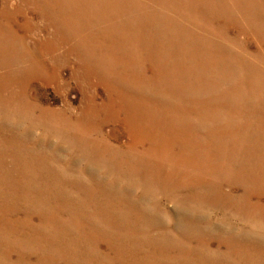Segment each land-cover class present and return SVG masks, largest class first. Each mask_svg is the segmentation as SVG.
I'll return each instance as SVG.
<instances>
[{
	"label": "rangeland",
	"instance_id": "obj_1",
	"mask_svg": "<svg viewBox=\"0 0 264 264\" xmlns=\"http://www.w3.org/2000/svg\"><path fill=\"white\" fill-rule=\"evenodd\" d=\"M0 26V264H264V0Z\"/></svg>",
	"mask_w": 264,
	"mask_h": 264
},
{
	"label": "bare ground",
	"instance_id": "obj_2",
	"mask_svg": "<svg viewBox=\"0 0 264 264\" xmlns=\"http://www.w3.org/2000/svg\"><path fill=\"white\" fill-rule=\"evenodd\" d=\"M1 27V26H0ZM103 59V58H102ZM155 125H157V124H155Z\"/></svg>",
	"mask_w": 264,
	"mask_h": 264
}]
</instances>
